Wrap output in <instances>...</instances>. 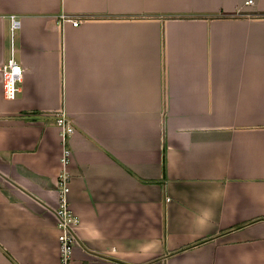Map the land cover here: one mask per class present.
<instances>
[{
	"label": "crops",
	"instance_id": "obj_1",
	"mask_svg": "<svg viewBox=\"0 0 264 264\" xmlns=\"http://www.w3.org/2000/svg\"><path fill=\"white\" fill-rule=\"evenodd\" d=\"M64 174L71 264H264V0H0V264H60Z\"/></svg>",
	"mask_w": 264,
	"mask_h": 264
},
{
	"label": "built area",
	"instance_id": "obj_2",
	"mask_svg": "<svg viewBox=\"0 0 264 264\" xmlns=\"http://www.w3.org/2000/svg\"><path fill=\"white\" fill-rule=\"evenodd\" d=\"M248 4H252V1H249ZM88 19V17L74 15H63L61 17L62 23H70L74 27L80 26ZM18 24L19 22L12 18V30H14ZM1 75L5 97L8 100H14L18 92L17 84L21 81L23 76V69L21 65L12 57L2 67ZM57 125L64 136V140L66 136L71 135L74 132V128H72L63 114H61L57 120ZM69 160L70 150L66 149L64 150L62 162L67 164ZM69 183V178L65 174L60 177V180L57 183V206L53 209V215L56 219L57 228L60 232L58 238L60 244V264H71L73 251L75 247L80 245L76 234L79 219L70 208Z\"/></svg>",
	"mask_w": 264,
	"mask_h": 264
},
{
	"label": "rangeland",
	"instance_id": "obj_3",
	"mask_svg": "<svg viewBox=\"0 0 264 264\" xmlns=\"http://www.w3.org/2000/svg\"><path fill=\"white\" fill-rule=\"evenodd\" d=\"M60 234V233H59ZM58 238H59V236H58Z\"/></svg>",
	"mask_w": 264,
	"mask_h": 264
}]
</instances>
